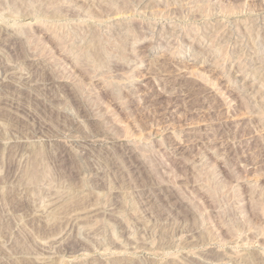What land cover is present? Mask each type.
Returning <instances> with one entry per match:
<instances>
[{
	"label": "rangeland",
	"instance_id": "obj_1",
	"mask_svg": "<svg viewBox=\"0 0 264 264\" xmlns=\"http://www.w3.org/2000/svg\"><path fill=\"white\" fill-rule=\"evenodd\" d=\"M0 28V264H264V0H0Z\"/></svg>",
	"mask_w": 264,
	"mask_h": 264
},
{
	"label": "bare ground",
	"instance_id": "obj_2",
	"mask_svg": "<svg viewBox=\"0 0 264 264\" xmlns=\"http://www.w3.org/2000/svg\"><path fill=\"white\" fill-rule=\"evenodd\" d=\"M3 36H5V38L3 37ZM4 38L6 41H8V42H12V40L14 39V35H12L9 31H8V29H5V28H0V38ZM14 46V45H13ZM9 49V48H8ZM30 66L32 67V68H30V70H37V68H39L40 66H37V63H32V64H30ZM33 72V71H32ZM37 73V72H36ZM39 73V72H38ZM41 73V72H40ZM32 74H34V73H32ZM45 74H47V73H45ZM33 76V75H32ZM34 79V78H33ZM50 79V78H49ZM30 80H32V79H30ZM47 80H48V78H47ZM51 81V80H50ZM25 82H26V80H25ZM9 84V83H8ZM48 84V83H47ZM6 85V84H5ZM11 85H12V83H11ZM14 85V84H13ZM16 88H17V86H16ZM43 88V87H42ZM47 88V87H46ZM49 88V87H48ZM4 89H5V87H4ZM14 90V89H13ZM48 90V89H47ZM15 91V90H14ZM1 93V92H0ZM3 94V93H2ZM12 97V96H11ZM7 102H8V100H7ZM23 102V101H22ZM38 102V101H37ZM10 104V103H9ZM13 104V102L11 103V105ZM11 105H10V107H11ZM0 106H1V104H0ZM9 106V105H8ZM18 106V105H17ZM42 106V105H41ZM57 110V109H56ZM9 111V110H8ZM15 111V110H14ZM52 111V110H51ZM53 111H55L54 109H53ZM13 112V111H12ZM12 112H11V114H12ZM17 112H19V111H17ZM9 114V113H8ZM17 114V113H16ZM65 114V113H64ZM7 115V114H6ZM18 115V114H17ZM28 115V114H27ZM61 115V114H60ZM32 116V115H31ZM49 116H51V115H49ZM58 116H59V113H58ZM62 116V115H61ZM60 116V117H61ZM68 116V115H67ZM36 117V116H35ZM52 117V116H51ZM13 118V117H12ZM53 118V117H52ZM56 118V117H55ZM62 118V117H61ZM63 118H65V116L63 117ZM19 119V118H18ZM36 119H38V118H36ZM57 119V118H56ZM55 119V121H57ZM15 120V119H14ZM31 120H32V118H31ZM66 121L64 122V123H66L67 122V125H68V127H70V130L71 129H73L72 127H73V125L74 124H76L75 123V121L72 119V118H68V117H66V119H65ZM9 121V120H8ZM16 121V120H15ZM33 121V120H32ZM35 121V120H34ZM58 121H59V117H58ZM19 122V121H18ZM36 122V121H35ZM34 122V124H36ZM61 122V121H60ZM21 123V122H20ZM47 122H44V124H46ZM14 124H15V122H14ZM24 124V123H23ZM48 124V123H47ZM60 124V123H59ZM63 124V123H62ZM18 125H19V123H18ZM41 125H43V123L41 124ZM45 126V125H44ZM49 126V125H48ZM52 126V125H51ZM50 126V127H51ZM24 126L22 125V128H23ZM35 127H37V126H35ZM41 127V126H40ZM49 127V128H50ZM65 127V126H64ZM67 127V126H66ZM67 127V128H68ZM75 127V126H74ZM22 128H20L21 129V133H23V130H25V129H23L22 130ZM42 128V127H41ZM63 128V127H62ZM76 128V127H75ZM16 129H19L18 127L16 128ZM35 129H38V128H35ZM48 129V128H47ZM64 129V128H63ZM40 130V129H39ZM50 130V129H49ZM62 130V129H61ZM66 131H67V129H65ZM19 131L20 130H18L17 132H16V134H18L19 135ZM37 132V131H36ZM39 132V131H38ZM38 132H37V134H38ZM25 133V132H24ZM58 152H57V156H55V158L56 157H58V159L59 160H62V162L65 160V159H67V156H68V154H69V152H67V149L66 148H64V147H60V148H58V150H57ZM69 158V157H68ZM58 161V160H57ZM67 161V160H66ZM130 162V161H129ZM58 163V162H57ZM73 164V163H72ZM61 165H62V163H61ZM120 166V165H119ZM65 167H66V165H65ZM129 167H131V172L133 173V177L134 176H141L140 174H141V171H140V166L138 165V163L135 161V160H132L131 162H130V166ZM67 168V167H66ZM69 168H70V166H69ZM78 168V167H77ZM120 168V167H119ZM123 169V168H122ZM121 169V170H122ZM63 170V169H62ZM71 170H73L74 171V168H71ZM79 170V169H78ZM120 170V169H119ZM129 170V169H128ZM123 171V170H122ZM127 171V170H126ZM69 172V171H68ZM75 172V171H74ZM79 172H80V170H79ZM125 172V171H124ZM67 173V172H66ZM70 174H73V172L71 173V171L69 172ZM121 173V172H120ZM123 173V172H122ZM76 174V173H75ZM68 175V174H67ZM144 175V174H143ZM142 175V176H143ZM73 176V175H72ZM126 176V175H125ZM135 179H136V177H135ZM27 189V188H26ZM30 189V188H29ZM12 190V189H11ZM10 197V196H9ZM8 197V198H9ZM7 198V197H6ZM166 198V197H165ZM14 199V198H13ZM13 199H11V200H13ZM20 199V198H19ZM22 199V198H21ZM24 199V198H23ZM84 199V198H83ZM82 199V200H83ZM86 199V198H85ZM84 199V200H85ZM168 199V198H167ZM8 200V199H7ZM15 200V199H14ZM76 200V199H75ZM78 200V199H77ZM82 200L81 199H79V201H81V203H82ZM83 200V201H84ZM26 201H27V199H26ZM24 202V201H23ZM29 202V201H28ZM73 202L74 201H72V204H73ZM11 203V202H10ZM13 203V202H12ZM21 203V202H20ZM25 203V202H24ZM77 203H79L78 201H77ZM83 203H85V202H83ZM82 203V204H83ZM173 203V202H172ZM15 204V203H14ZM18 204H19V201H18ZM21 204H23V203H21ZM30 204V203H29ZM72 204H70L71 205V207H72ZM74 204H76V203H74ZM171 204V203H170ZM78 205V204H77ZM76 205V206H77ZM19 206V205H18ZM23 206V205H22ZM31 206V205H30ZM80 206V205H79ZM78 206V207H79ZM81 207V206H80ZM79 207V208H80ZM26 208V207H25ZM76 208V207H75ZM159 208V207H158ZM20 209H22V208H20ZM15 210H17V209H15ZM25 210V209H24ZM48 210V209H47ZM52 210V209H51ZM66 210V209H65ZM68 210H69V208H68ZM71 210V209H70ZM76 210V209H75ZM158 210V209H157ZM58 211V210H57ZM72 211H73V209H72ZM88 211H90V210H88ZM59 213H62V212H60V211H58ZM64 212V211H63ZM74 212V211H73ZM76 213H77V211H75ZM86 212V211H85ZM92 212V211H91ZM105 212H107V211H105ZM55 214L57 213V212H54ZM64 213H67V210H66V212H64ZM71 213V212H70ZM109 213H111V212H109ZM51 214V213H50ZM50 214H48V217H49V215ZM88 214V213H87ZM96 214H98V213H96ZM56 215H58V214H56ZM64 215V214H63ZM66 215V214H65ZM72 215V214H71ZM77 214H75L74 216H76ZM79 215H81V214H79ZM85 215V214H84ZM54 216V218H58L57 216L55 217V215H53ZM73 216V215H72ZM90 216V215H89ZM117 216V215H116ZM46 217V216H45ZM71 217V216H70ZM80 217H82V216H80ZM79 217V218H80ZM84 217H87L86 215L84 216ZM69 218V217H68ZM73 218V217H72ZM76 219H77V216L75 217ZM114 218H115V216H114ZM52 219H53V217H52ZM64 219H66V217H64ZM76 219H74V220H76ZM84 219H86V218H84ZM117 219V218H116ZM115 219V220H116ZM68 220V222H70L69 220L70 219H67ZM73 220V221H74ZM62 221H65V220H62ZM61 223V222H60ZM53 224H57V222L55 223H53ZM48 225V224H47ZM47 225L45 224V226L47 227ZM41 226H43V225H41ZM40 226V227H41ZM50 226H52V224L50 225ZM45 227V228H46ZM53 227H56V226H53ZM73 227V226H72ZM72 227H71V231L73 230L72 229ZM44 227H43V229H41V230H45L44 231V233L46 232V229H45ZM38 229V228H37ZM55 229V228H54ZM48 230H50V229H48ZM56 230V229H55ZM39 231V230H38ZM51 231V230H50ZM54 231V230H53ZM40 232H42V231H40ZM70 231H68V233H69ZM73 232H74V230H73ZM43 233V234H44ZM51 233V232H50ZM67 233V232H66ZM72 235H73V233H71ZM70 234V235H71ZM72 235H71V237H72ZM67 236H68V234H67ZM62 237V236H61ZM70 237V238H71ZM87 237H88V235H87ZM56 238V237H55ZM63 238H64V236H63ZM62 238V239H63ZM61 239V238H60ZM59 239V240H60ZM65 239H66V236H65ZM69 239V238H68ZM80 239V238H79ZM67 240V239H66ZM70 240V239H69ZM67 241V242H63V243H61V245H60V250L61 251H64V252H76L77 250H79L82 246H86V244L83 242V241H80V240H78L77 238H75V239H72V240H70V241ZM82 240H85V239H82ZM89 240V239H88ZM21 241V240H20ZM58 241V240H57ZM57 241H56V245H57ZM61 242H62V240H60ZM59 241V242H60ZM90 241V240H89ZM53 242V241H52ZM51 242V243H52ZM88 242V241H87ZM110 242V241H109ZM89 243V242H88ZM54 244V243H53ZM16 245V244H15ZM19 245H17V247H18ZM16 247V246H15ZM20 247V246H19ZM18 247V248H19ZM23 247V246H22ZM41 247H43V245H41ZM47 247V246H46ZM54 247H55V245H54ZM59 247V246H58ZM57 247V248H58ZM147 248V247H146ZM151 249V248H150ZM20 250H21V248H20ZM44 250V249H43ZM25 251V249H23V251H21V252H24ZM213 256V255H212ZM215 256V255H214ZM219 258V257H218ZM221 258V257H220ZM25 259V258H24ZM31 259V258H30ZM212 259V258H211ZM31 260H33V259H31ZM218 260V259H217ZM222 260V259H221ZM220 260V261H221ZM26 261V260H25ZM28 261V260H27ZM260 261V260H259ZM216 263H217V261H215ZM29 263V262H28ZM27 262L26 263H24V264H28ZM32 263V262H31ZM30 263V264H31ZM34 263V262H33ZM37 262H35L34 264H36ZM102 263V262H101ZM187 263V262H186ZM215 263V264H216ZM221 263V262H220ZM38 264V263H37ZM107 264V263H106ZM116 264H135V262L133 263V262H129V261H119L118 260V263H116ZM171 264H179V263H171ZM193 264V263H192Z\"/></svg>",
	"mask_w": 264,
	"mask_h": 264
}]
</instances>
